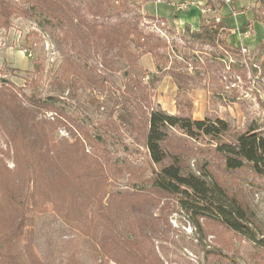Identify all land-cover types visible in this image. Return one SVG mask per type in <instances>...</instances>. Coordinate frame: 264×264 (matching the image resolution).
Here are the masks:
<instances>
[{"label": "rangeland", "instance_id": "rangeland-1", "mask_svg": "<svg viewBox=\"0 0 264 264\" xmlns=\"http://www.w3.org/2000/svg\"><path fill=\"white\" fill-rule=\"evenodd\" d=\"M13 1L28 8L32 6V0ZM136 1L131 5L134 11L124 17L133 21L142 18L140 27L143 31L156 34L167 44L168 48L160 51L167 52L168 68L175 67L178 74H166L163 65V71H159L157 65L162 63L150 54L139 59L145 70L143 83L150 94L149 101L143 102L146 111L161 109L172 115L199 120L221 118L228 121L235 132H245L252 127L264 136V71L259 68L258 74L254 75L251 69L253 63L257 66L254 61L256 46L264 39V0H232L228 5L224 0H212L213 6H207L209 0H195L196 4L205 2L202 4L205 14L209 15L215 9L218 13L226 5L221 12L224 18L228 20V11L234 17L238 15L237 21L234 17L229 19L233 28L227 26L228 30H222L214 45L192 41L185 30L176 29L168 20L152 15L147 9L176 12L169 5V1L175 0L165 3ZM186 1L190 7L183 12L196 5L191 0ZM209 8L211 12L206 11ZM255 15L262 21H254ZM217 18L213 14L204 22L207 25L218 23L220 19ZM53 25L40 26L34 19L16 17L9 29L0 31V80L11 82L22 94L34 93L43 100L56 102L92 134L103 136V142L95 147L86 144L88 154L100 158L103 171L99 163L92 161L90 178L85 173H75V180L82 185L80 190L76 191V182H72L67 188L68 196L56 194V199L45 202L47 210L35 214V225L26 229L21 248L32 244L45 264H67L74 258L82 264H99L100 248L105 264H148V257L155 259L150 264H264V247L261 246L264 245V183L254 182L249 176L238 183L227 179L233 191L242 190L255 216L252 225L257 232L255 242L218 222L200 219L199 226L196 218L183 212L174 198L154 192L135 194L133 189L136 187L130 181V175L127 171L119 173L118 168L125 159L137 167L147 166L149 155L144 147L142 130L118 121V113H114V103L122 98L121 91L128 80L127 68L118 60H114L115 65L104 61L99 48H74L63 42L64 30L59 26L47 27ZM246 32L248 38H245ZM66 55L86 65L88 72L98 77L107 76L108 85L110 82L115 85L100 93L82 83L62 81L61 65ZM115 68L120 71L115 72ZM40 74L39 84L35 87L31 81ZM93 97L98 101H93ZM112 111L117 122L112 124L113 130H109L104 124L109 121ZM138 112L141 114L140 109ZM41 118L54 120L56 115L45 112L39 116ZM5 119H8L6 114ZM49 130L54 142L73 141L67 126L61 123L56 130ZM5 134L0 128V156L14 171L13 147ZM195 146L192 147L195 151L185 153L187 164L196 171L198 161L211 160L215 174L226 180L217 159L208 156L207 147ZM65 148L62 147L66 154L68 149ZM80 167L77 163L76 168ZM60 191L62 189H58V193ZM99 200L111 215V223H115L108 224L118 234L114 237L111 233L112 238L103 244L104 249L99 241L84 235L87 228L84 224L90 225L86 214L97 210ZM57 208L75 209V214L71 211L67 219L57 213ZM139 259L144 261L140 263Z\"/></svg>", "mask_w": 264, "mask_h": 264}, {"label": "trees", "instance_id": "trees-1", "mask_svg": "<svg viewBox=\"0 0 264 264\" xmlns=\"http://www.w3.org/2000/svg\"><path fill=\"white\" fill-rule=\"evenodd\" d=\"M137 2L32 0V6L28 8L13 0H0V31L9 29L16 17L34 19L40 26L54 24L47 27L59 26L64 30L63 42L70 43L74 48H99L104 61L115 65L114 60H118L124 64L128 80L121 91L122 98L114 103V113H118V121L142 130L149 161L147 166L137 167L125 159L118 168L119 173L128 172L130 181L136 187L133 189L135 194L154 192L169 196L176 200L183 212L196 218V224L200 219L218 222L255 242L258 240L252 226L255 216L242 190L233 191L227 179L238 183L249 176L254 182L264 183V136L252 127L245 132H235L230 123L221 118L199 120L186 115H172L161 109L146 111L143 102L149 101L150 94L148 86L143 83L146 76L139 59L150 54L162 63L157 65L159 71H163L164 67L166 74H178L175 67L168 68L170 59L167 52L160 51L161 48L167 49V44L156 34L143 31L140 27L142 18L133 21L124 17L134 11L131 5ZM210 5H215L214 1L209 0L207 6ZM254 21L261 22L262 19L255 15ZM228 29L221 21L210 25L202 22L198 31L186 27L185 32L196 43L214 45L222 30ZM221 43L225 44V40ZM255 51L257 66L253 63L251 69L257 75L259 68L264 71V39H260ZM88 71L86 65L66 55L61 65L60 79L73 84L82 83L100 93L115 85L111 82L107 84V76L98 77ZM119 71L120 68H115V72ZM40 78L41 74L31 83L36 87ZM93 101L98 100L93 97ZM45 112H53L56 118L39 119ZM115 122L117 120H114L112 111L104 126L113 130L112 124ZM60 123L67 126L72 142L70 139H64L62 143L52 140L49 128L56 130ZM0 128L12 144L15 163V170L12 171L0 156V264H45L32 244L22 249L20 242L25 237L26 229L35 225V214L47 210L45 202L52 201L54 197L56 199V194H64V198L68 196L67 188L72 182H76V191L80 190L82 185L75 180V173H85L90 178L92 161L101 162L99 157L88 154L86 144L95 147L103 142V136L92 134L56 102L43 100L34 93L22 94L20 88L6 80H0ZM200 144L207 147L208 156L217 159L226 180L215 174L211 160L198 161L196 171L187 164L185 153L195 151L192 147ZM61 145L68 149L66 154ZM75 163L81 167L76 168ZM98 166L103 171V165ZM58 189L62 191L58 193ZM98 203L95 212L86 214L90 225L84 224L88 228L84 229V235L99 241L104 249L103 244L112 238L111 233L114 237L118 234L108 224L111 223V215L105 211L102 200ZM71 211L75 214V209L57 208V213L67 219ZM261 246L264 247L263 244ZM99 251V264H105L101 248ZM148 260L150 264L155 259L148 257ZM139 261L142 263L144 260ZM67 264L82 262L74 258Z\"/></svg>", "mask_w": 264, "mask_h": 264}, {"label": "crops", "instance_id": "crops-1", "mask_svg": "<svg viewBox=\"0 0 264 264\" xmlns=\"http://www.w3.org/2000/svg\"><path fill=\"white\" fill-rule=\"evenodd\" d=\"M175 1H181V0H175ZM191 1L196 4L195 0H191ZM204 3L196 4L188 12H183V13H181V12L176 13L173 10H171V11L159 10V8L157 9V11H152L149 9V7L147 9H148L149 13H151L152 15L163 17L165 20H168L172 25H174V27L176 29H179L182 31H184L186 29V27H190V29L192 31H198L200 29L201 23L204 22L205 19H209L210 17H212L213 14H215L219 17V18H217V20L220 19L219 21L224 22L228 27L233 28V26H231V24L229 23V19L234 17L233 15H231V12L228 11L226 13L229 16L228 20L226 18H224V16H222V13H221L222 10H224V7L226 5H224L222 7V10L218 11V13H217V9H215L212 13H209V15H208V14H205L202 10V8H203L202 4H204ZM206 3H207V1H206ZM152 4L155 5L156 3L153 2ZM232 13H235V12H232ZM236 17H238V15L234 17L235 20L237 19ZM231 31L233 32L232 29H231Z\"/></svg>", "mask_w": 264, "mask_h": 264}, {"label": "built area", "instance_id": "built-area-1", "mask_svg": "<svg viewBox=\"0 0 264 264\" xmlns=\"http://www.w3.org/2000/svg\"><path fill=\"white\" fill-rule=\"evenodd\" d=\"M166 0H156L157 3H165ZM169 5H171L173 8H175L174 10L176 11V13H180L183 11H186L189 9L190 4L189 2H187L186 0H181V1H169ZM225 4H230L232 3V0H224ZM212 10V9H211ZM210 8L206 9V11L211 12ZM249 37V33H245V38Z\"/></svg>", "mask_w": 264, "mask_h": 264}]
</instances>
